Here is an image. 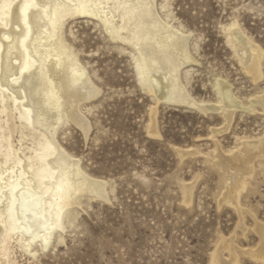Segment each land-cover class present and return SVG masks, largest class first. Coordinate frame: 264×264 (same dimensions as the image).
I'll list each match as a JSON object with an SVG mask.
<instances>
[{
    "label": "rangeland",
    "instance_id": "rangeland-1",
    "mask_svg": "<svg viewBox=\"0 0 264 264\" xmlns=\"http://www.w3.org/2000/svg\"><path fill=\"white\" fill-rule=\"evenodd\" d=\"M171 9L199 45L195 53L199 64L185 67L193 71L191 95L214 104L213 83L219 76L233 85L234 94L247 107L249 99L264 91V78L252 81L224 30L237 20L264 49V0H173ZM89 21L71 20L67 30L73 32L81 58L90 63L88 69L99 76L93 78L102 92L84 107L89 133L84 135L70 123L59 131L58 140L81 159L87 173L108 182L109 201H88L62 243H53L35 260L17 252L18 263L211 264L217 248L232 239L238 247V264H262L250 254L261 247L257 224L264 225V176L257 175V192L242 195L243 217L220 202L224 173L210 160H218L214 136L226 154L238 151L246 138L262 137L264 112L237 109L230 129L217 135L214 131L224 125L218 113L204 115L160 103V137L150 136L154 101L136 83L128 56L119 54ZM185 186L194 187L189 205ZM227 259L224 252L223 262Z\"/></svg>",
    "mask_w": 264,
    "mask_h": 264
},
{
    "label": "bare ground",
    "instance_id": "bare-ground-1",
    "mask_svg": "<svg viewBox=\"0 0 264 264\" xmlns=\"http://www.w3.org/2000/svg\"><path fill=\"white\" fill-rule=\"evenodd\" d=\"M172 1L0 0V264H19L17 252L37 259L39 252L64 241L84 204L92 199L109 201L108 182L87 173L81 159L58 140L59 131L70 123L84 135L89 133L84 107L102 92L93 78L99 76L88 69L90 63L81 58L74 34L67 30L71 20L93 21L102 38L128 56L136 83L154 101L150 136L160 137V103L204 115L218 113L224 125L214 131L217 135L230 129L237 109L264 112V91L245 107L233 85L219 76L213 83L214 104L191 95L193 71L185 67L199 64L195 58L199 45L192 42L193 32L174 17ZM224 32L247 75L253 82L261 81L264 49L237 20ZM216 138L218 160L210 162L224 173L220 202L243 216L242 195L257 192V175L264 176V135L242 139L239 150L228 154ZM193 188L185 186L188 205ZM257 226L261 247L250 255L264 264V225ZM234 244L224 240L211 264H238Z\"/></svg>",
    "mask_w": 264,
    "mask_h": 264
}]
</instances>
